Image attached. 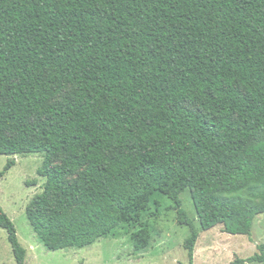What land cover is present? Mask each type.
<instances>
[{"label": "trees", "instance_id": "1", "mask_svg": "<svg viewBox=\"0 0 264 264\" xmlns=\"http://www.w3.org/2000/svg\"><path fill=\"white\" fill-rule=\"evenodd\" d=\"M40 154L26 210L48 251L128 237L169 210L192 236L264 214V0H0V155ZM15 162L8 164L6 171ZM5 172L0 174V179ZM16 263L27 252L0 206ZM249 259L264 263V245Z\"/></svg>", "mask_w": 264, "mask_h": 264}, {"label": "rangeland", "instance_id": "2", "mask_svg": "<svg viewBox=\"0 0 264 264\" xmlns=\"http://www.w3.org/2000/svg\"><path fill=\"white\" fill-rule=\"evenodd\" d=\"M11 162L15 165L5 172ZM42 165L40 154L0 155V174L5 172L0 179V206L16 227L19 242L27 252L26 264H190L184 243L193 230L179 223L177 212L169 210L172 203L166 198L161 201L163 209L168 211L165 210L163 217L149 221L155 236L146 254H136L128 237L101 239L85 249L48 251L38 243L26 216L28 206L44 190L46 179L39 175ZM181 199L195 229L201 232L194 264H233L238 258L246 260L260 253L258 246L264 245V214L255 219L252 237L226 234L223 226L202 232L190 193L185 192ZM0 264H17L8 233L1 228Z\"/></svg>", "mask_w": 264, "mask_h": 264}, {"label": "crops", "instance_id": "3", "mask_svg": "<svg viewBox=\"0 0 264 264\" xmlns=\"http://www.w3.org/2000/svg\"><path fill=\"white\" fill-rule=\"evenodd\" d=\"M27 257V256H26ZM26 264V263H25Z\"/></svg>", "mask_w": 264, "mask_h": 264}]
</instances>
